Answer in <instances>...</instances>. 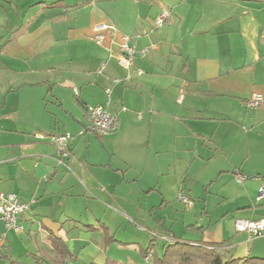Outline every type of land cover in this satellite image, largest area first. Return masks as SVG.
<instances>
[{"label": "crops", "instance_id": "crops-1", "mask_svg": "<svg viewBox=\"0 0 264 264\" xmlns=\"http://www.w3.org/2000/svg\"><path fill=\"white\" fill-rule=\"evenodd\" d=\"M45 9L60 12L44 19V42L32 51H44V68L30 66L21 82L0 84V193L29 205L18 217L22 233L7 230L0 218V264L48 259L54 236L74 254L70 264L122 262L106 250L112 242L138 245L131 258L137 263L155 237L158 253L167 237L225 244L237 261L262 258L264 239L250 240L235 222L264 219V200L257 202L264 185V103L246 106L252 93L264 96V0H57ZM163 13L168 18L158 28ZM102 23L115 24L138 49L155 45L136 58L130 77L118 64V45L108 51L92 40ZM29 35L21 30L15 42L33 43ZM98 105L118 117L117 130L103 138L84 132L87 106ZM64 133L73 139L63 164L52 137ZM194 165L209 169V183L207 177L188 183ZM206 185L204 196L195 194V186ZM138 193L145 205L129 211L125 203ZM181 194L194 202L192 209ZM196 207L201 220L186 213ZM179 214L181 223L172 220ZM122 216L145 228L134 225L142 239L125 238L130 226L117 238Z\"/></svg>", "mask_w": 264, "mask_h": 264}, {"label": "rangeland", "instance_id": "rangeland-1", "mask_svg": "<svg viewBox=\"0 0 264 264\" xmlns=\"http://www.w3.org/2000/svg\"><path fill=\"white\" fill-rule=\"evenodd\" d=\"M57 0H0V2L3 5H0V84H7L9 81H17L21 82L24 80L26 76L24 71H28L29 67L32 66L33 68H36L37 70L39 68H44L40 66H44V51L39 53V55L33 56L32 51H39L40 47L36 45L41 38L42 41L44 42V19H50V21L53 18H57L59 16V10L57 9H45L46 4L52 3ZM81 2L82 0H66L68 4L70 3H75V2ZM30 30L29 36H32V42L33 43H27V44H20V42H15L16 35L18 32H21L26 30V32ZM18 30V31H16ZM33 34V35H32ZM62 47V46H60ZM24 54L30 55V57L25 56ZM216 162V160L214 161ZM214 165V163H210V168ZM206 167L199 166V165H194V170L197 172L194 178H190L188 180V183H193V181H198L202 180V178H208L207 182L209 183L210 180V173H208L209 169H206ZM207 175V176H206ZM196 178V179H195ZM215 184V183H214ZM209 185V184H208ZM206 185L205 187H198L195 191L194 187V192L195 194H202L203 196L206 194V190H208L210 187ZM129 186L135 188L138 190L140 188L139 183H133L131 182ZM221 186V184H219ZM141 195L140 198H138ZM195 196V195H193ZM197 196V195H196ZM214 201V200H213ZM149 202H152L151 199H149ZM184 204V203H183ZM126 208L129 211L135 210V208L144 206L145 205V194H137V196L134 198L128 197V200L125 203ZM187 206L186 204H184ZM198 207V206H197ZM193 210L192 212H186L190 213L192 215H196L198 219L201 220V215H200V208H197ZM192 209V208H189ZM185 212V211H184ZM183 212V213H184ZM198 212V213H197ZM169 213H166V217L168 218L167 222V229H171L172 226V221L168 215ZM116 218V216H113ZM119 219L118 223H122V225L119 227V232L117 233V238L121 240L123 238V227H132L129 228L128 235L125 237L127 240H138L142 239L141 233H139L138 230H135V224L138 228L145 230L144 227H141L140 224L135 223L134 224H129L127 220L123 222V218ZM134 218H136V222H141L137 217L133 215ZM182 219V214L179 215H173L172 220L176 221L178 220L179 223H181ZM177 224V223H176ZM127 225V226H126ZM133 225V226H132ZM180 227V225L178 226ZM116 229L113 228V231ZM153 238V236H150ZM150 238V239H151ZM255 239H264L263 237L260 238H255ZM163 240V239H162ZM257 241V240H256ZM260 241V240H259ZM262 241V240H261ZM115 244V245H114ZM120 245V244H119ZM258 245H261L260 247L264 248V242L258 243ZM106 250L108 248V252L113 255H117V258H120L123 260L122 262L129 263V264H147L144 262V259L138 261L137 263L135 262L136 255H138L139 248L138 245H133V244H124L123 246L120 245L118 248V243H110L106 244ZM83 249H79V251H82ZM151 257V254H149ZM148 255V256H149ZM259 257L264 258V253L259 255ZM85 260V259H84ZM83 259H78L74 264H82L84 262ZM127 260H133L134 262L130 263L127 262ZM138 260V259H137ZM136 260V261H137ZM24 264V263H23Z\"/></svg>", "mask_w": 264, "mask_h": 264}, {"label": "built area", "instance_id": "built-area-1", "mask_svg": "<svg viewBox=\"0 0 264 264\" xmlns=\"http://www.w3.org/2000/svg\"><path fill=\"white\" fill-rule=\"evenodd\" d=\"M168 18L167 13H163L155 21L158 28L162 27L164 19ZM92 40L101 47L111 51L113 45H118L119 53L116 55L118 64L131 73V68L135 65L136 58H143L147 56L156 47L151 45L149 47L138 49L135 44L132 43L131 38L119 31L118 27L112 23L98 24L93 28ZM104 65L100 69V73L104 69ZM135 73L137 75H144L145 72L136 68ZM109 93V90L107 91ZM75 93L78 95L77 89ZM264 103V96L261 93H252L250 99L247 101V108L249 110H256L260 108ZM86 126L84 132H89L97 137L103 138L110 135L117 130L118 117L113 114L108 107L87 106L86 108ZM83 132V133H84ZM43 139V135L37 136ZM73 136L70 133L59 134L52 137L53 144L58 155V162L64 164V160H68L71 156L70 143ZM244 178H239L238 181H243ZM180 201L187 205V207H194V202L186 195L181 194ZM264 200V185H262L258 192L257 202ZM29 205L22 203L18 196L13 193H0V218L4 221L7 230L14 231L15 233H22L24 228L18 222V217L26 210ZM235 226L238 232H244L249 235V239L260 238L264 236V219L260 220H236ZM5 239V235L2 236V240ZM167 241V237H162ZM150 255L146 257L145 261H149Z\"/></svg>", "mask_w": 264, "mask_h": 264}, {"label": "trees", "instance_id": "trees-1", "mask_svg": "<svg viewBox=\"0 0 264 264\" xmlns=\"http://www.w3.org/2000/svg\"><path fill=\"white\" fill-rule=\"evenodd\" d=\"M61 2L50 5L59 6ZM156 237L152 240L150 247L145 250L144 258L151 254L147 264H264V258L248 257L241 260L234 259L225 249V244H210L202 241L190 242L180 239L163 240L165 244L161 253L155 250ZM52 256L42 258L34 255L35 264H70L74 254L67 243L59 237H52ZM15 264V263H10ZM84 264H97L95 262ZM104 264H129L108 258Z\"/></svg>", "mask_w": 264, "mask_h": 264}]
</instances>
